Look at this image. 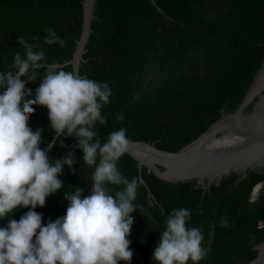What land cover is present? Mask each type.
Returning <instances> with one entry per match:
<instances>
[{
  "label": "trees",
  "instance_id": "obj_1",
  "mask_svg": "<svg viewBox=\"0 0 264 264\" xmlns=\"http://www.w3.org/2000/svg\"><path fill=\"white\" fill-rule=\"evenodd\" d=\"M82 11V0H0V72L15 70L9 66L17 53L25 56L19 37L38 45L34 51L42 47L48 65L71 59ZM93 14L79 74L107 82L112 91L111 102L102 107L107 123L94 126L102 143L125 128L128 140L178 150L238 105L264 58V0H95ZM50 28L66 41L64 47L44 42ZM56 68L72 71L71 65ZM40 78L26 85L33 93L26 98L34 99ZM34 108L29 126L43 129L39 147L50 159L72 151L74 136L61 137L47 150L56 139L48 110ZM120 113L124 119L118 122ZM74 156V171L65 165L58 177L64 187L35 209L44 225L66 214L65 193L79 187L87 195L94 168L83 163L82 149L76 148ZM117 166L129 181L142 178L137 212L131 213V264H155L153 252L166 219L179 208L191 212L188 227L203 233L207 255L199 264H247L256 256V245L264 238V184L254 199L251 192L264 182V173L249 172L242 179L234 174L205 187L196 181L161 180L145 165L139 172L127 153ZM106 187L114 195L124 186ZM27 211L17 208L0 227L10 218L19 221ZM222 218L227 227L221 226Z\"/></svg>",
  "mask_w": 264,
  "mask_h": 264
},
{
  "label": "clouds",
  "instance_id": "obj_2",
  "mask_svg": "<svg viewBox=\"0 0 264 264\" xmlns=\"http://www.w3.org/2000/svg\"><path fill=\"white\" fill-rule=\"evenodd\" d=\"M44 42L66 45L51 28ZM18 43L25 56L17 53L9 66L15 70L0 72V89H4L0 92V221L17 208L29 211L19 221L10 218L6 227H0V264H131V213L137 212L135 200L142 181L137 177L129 181L117 166L127 151V130L111 132L103 143L94 130L97 122L107 123L102 107L111 102L109 84L48 65L42 47L34 51L38 45L23 37ZM41 69H45L42 76ZM38 77L34 99L26 98L33 94L26 85ZM34 105L48 110L56 137L48 143V151L61 137L76 138L72 151L62 158L50 159L39 147L43 129L33 131L29 126ZM123 119V113L116 116L118 122ZM76 148L83 151V163L94 168L91 195H83L79 187L65 193L66 214L54 221L49 218L44 225L35 209L44 207L46 199L64 187L58 177L65 165L74 171ZM106 185L124 187L112 195ZM190 218L189 209L171 211L153 252L155 264H199L205 258L203 233L198 227H188ZM221 226H228L226 218L221 219Z\"/></svg>",
  "mask_w": 264,
  "mask_h": 264
},
{
  "label": "water",
  "instance_id": "obj_3",
  "mask_svg": "<svg viewBox=\"0 0 264 264\" xmlns=\"http://www.w3.org/2000/svg\"><path fill=\"white\" fill-rule=\"evenodd\" d=\"M151 1L155 4V0ZM94 2L82 0L81 31L71 59L52 66L71 65L72 71L80 76L79 66L91 31ZM128 141L126 153L137 161L139 172L145 165L167 182L196 181L209 187L234 174L242 179L249 172L264 173V58L238 105L222 113L178 150H163L142 140ZM91 184L86 196L91 195ZM263 184L260 182L253 187L251 199ZM247 264H264V238L256 245V256Z\"/></svg>",
  "mask_w": 264,
  "mask_h": 264
}]
</instances>
